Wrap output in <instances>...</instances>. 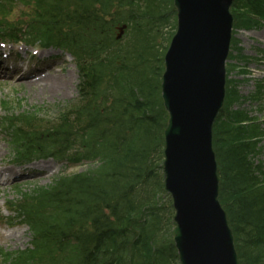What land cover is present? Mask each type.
I'll list each match as a JSON object with an SVG mask.
<instances>
[{
	"label": "trees",
	"instance_id": "1",
	"mask_svg": "<svg viewBox=\"0 0 264 264\" xmlns=\"http://www.w3.org/2000/svg\"><path fill=\"white\" fill-rule=\"evenodd\" d=\"M231 12L235 27L252 29L264 21V0H235ZM175 28L173 0H0V42L59 47L79 76L71 101L7 110L0 127L8 157L86 166L7 203L29 226L31 246L0 248V264H179L163 187L160 87ZM238 100L228 84L213 129L219 199L240 264H264V169L254 162L263 133L232 109Z\"/></svg>",
	"mask_w": 264,
	"mask_h": 264
},
{
	"label": "water",
	"instance_id": "2",
	"mask_svg": "<svg viewBox=\"0 0 264 264\" xmlns=\"http://www.w3.org/2000/svg\"><path fill=\"white\" fill-rule=\"evenodd\" d=\"M233 2L174 0L177 28L164 55L161 97L168 113L164 188L175 211L173 241L180 264H240L219 201L213 148V125L225 97Z\"/></svg>",
	"mask_w": 264,
	"mask_h": 264
},
{
	"label": "rangeland",
	"instance_id": "3",
	"mask_svg": "<svg viewBox=\"0 0 264 264\" xmlns=\"http://www.w3.org/2000/svg\"><path fill=\"white\" fill-rule=\"evenodd\" d=\"M264 29V23L252 31L236 32V39L239 41L238 48L241 49L236 59L231 62L233 66L227 69V80L236 86V89L242 100L234 104V109H242L248 112L249 117L255 118L264 129V37L261 32ZM0 49H6L11 55L8 59L15 62L14 53H22L26 57L32 51L36 55V60L47 59L52 55H63L56 59L59 62H49L51 68L43 71V75L50 74L54 76L57 86L53 87V79L47 82H38L37 84L29 82L32 79H23L16 81V77L10 74L0 76V120L8 114V109L19 113L25 110L42 109L43 112L75 99L77 96V84L79 82L78 71L73 59L64 51L51 48L45 51L28 48L20 45L17 47L0 46ZM237 52V51H236ZM257 59V60H256ZM31 63H35L32 61ZM30 63V64H31ZM47 61L41 64L42 68H47ZM229 63V62H228ZM230 64V63H229ZM41 74V75H42ZM258 83L261 84V93L257 92ZM5 104V105H4ZM263 124V125H262ZM261 154L255 158L256 163H261L264 168V139L260 146ZM9 146L5 134L0 128V169H9V176L14 179L23 172L20 178L7 184L0 185V218H8L11 214L5 209L7 201H14L20 198V194L28 192L36 186L48 185L52 178L62 170V162L51 159H40L31 162L32 165L19 171V167L12 164L8 158ZM82 169H85L83 166ZM68 171H75L78 168H69ZM21 191V192H19ZM164 197V201H165ZM13 222V221H12ZM24 225H18L13 222L12 226L0 223V247L9 251L24 249L28 246L30 233ZM12 234L9 238L7 235Z\"/></svg>",
	"mask_w": 264,
	"mask_h": 264
},
{
	"label": "bare ground",
	"instance_id": "4",
	"mask_svg": "<svg viewBox=\"0 0 264 264\" xmlns=\"http://www.w3.org/2000/svg\"><path fill=\"white\" fill-rule=\"evenodd\" d=\"M261 36L262 37H264V29H263V31L261 32ZM48 77H49V79H53L54 78V76L52 75H50V74H47V75H39V74H37V75H35V76H33V77H31V78H27V79H32V80H29V82H31V83H34V84H37L38 82H47L49 79H48ZM21 79H26V78H21ZM52 83L54 84V86L53 87H55V86H57V84H56V82L54 81V79L52 80ZM0 172H5L4 174H8L9 172H11V170H9V169H0ZM24 230L26 231V228H24ZM9 238H11V237H13V235L12 234H9V235H7Z\"/></svg>",
	"mask_w": 264,
	"mask_h": 264
}]
</instances>
